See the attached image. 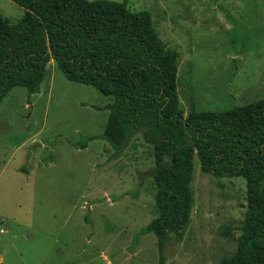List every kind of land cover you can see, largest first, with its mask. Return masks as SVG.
Returning a JSON list of instances; mask_svg holds the SVG:
<instances>
[{
  "label": "rangeland",
  "instance_id": "obj_1",
  "mask_svg": "<svg viewBox=\"0 0 264 264\" xmlns=\"http://www.w3.org/2000/svg\"><path fill=\"white\" fill-rule=\"evenodd\" d=\"M149 10L164 44L180 53L183 115L264 97V0H119ZM19 20L24 8L0 0ZM111 97L68 80L52 59L37 93L14 86L0 103V262L158 264L153 148L137 134L118 158L101 137ZM93 137L85 148L73 145ZM194 205L164 264H218L236 250L246 210L242 176L215 177L194 157ZM231 236H226V231Z\"/></svg>",
  "mask_w": 264,
  "mask_h": 264
},
{
  "label": "trees",
  "instance_id": "obj_2",
  "mask_svg": "<svg viewBox=\"0 0 264 264\" xmlns=\"http://www.w3.org/2000/svg\"><path fill=\"white\" fill-rule=\"evenodd\" d=\"M12 1L24 14L14 22L0 13V103L14 86L39 92L52 59L68 80L111 97L101 134L111 158L137 134L152 146L156 216L140 231L155 235L158 264L166 242L180 240L190 223L194 157L204 173L246 182L236 250L218 264H264V97L185 117L176 91L180 53L164 44L149 10L119 0Z\"/></svg>",
  "mask_w": 264,
  "mask_h": 264
},
{
  "label": "water",
  "instance_id": "obj_3",
  "mask_svg": "<svg viewBox=\"0 0 264 264\" xmlns=\"http://www.w3.org/2000/svg\"><path fill=\"white\" fill-rule=\"evenodd\" d=\"M0 264H2V263L0 262Z\"/></svg>",
  "mask_w": 264,
  "mask_h": 264
}]
</instances>
